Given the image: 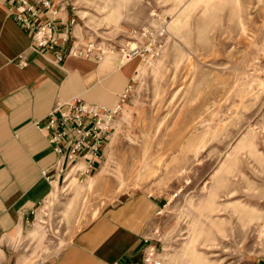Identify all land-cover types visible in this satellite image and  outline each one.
I'll use <instances>...</instances> for the list:
<instances>
[{
	"label": "rangeland",
	"instance_id": "obj_1",
	"mask_svg": "<svg viewBox=\"0 0 264 264\" xmlns=\"http://www.w3.org/2000/svg\"><path fill=\"white\" fill-rule=\"evenodd\" d=\"M65 4L75 18L74 47L91 42L96 49L92 58L71 57L94 61L104 74L114 70L105 83L115 76L111 86L119 92L102 124L100 163L83 181L73 174L60 181L73 197L66 234L141 190L163 198L148 231L160 264H202L194 262L195 248L211 264L260 263L264 0ZM142 27L148 33L135 37L133 29ZM137 42L142 55H122L121 47Z\"/></svg>",
	"mask_w": 264,
	"mask_h": 264
},
{
	"label": "crops",
	"instance_id": "obj_2",
	"mask_svg": "<svg viewBox=\"0 0 264 264\" xmlns=\"http://www.w3.org/2000/svg\"><path fill=\"white\" fill-rule=\"evenodd\" d=\"M62 6L56 34L73 32L69 8L65 2ZM31 44V35L13 17L7 1L0 0V264L138 261L143 248L152 244L148 231L163 198L141 190L128 193L66 234V228L73 226L70 214L64 218L72 210L73 197L60 189L54 153L36 125L58 102L75 96L110 108L119 92L111 86L115 76L109 84L105 80L114 70L104 74L94 61L71 57L69 42L62 44L61 61L52 53L31 50ZM20 56L24 64L19 63ZM50 226L61 227L62 232H48Z\"/></svg>",
	"mask_w": 264,
	"mask_h": 264
},
{
	"label": "built area",
	"instance_id": "obj_3",
	"mask_svg": "<svg viewBox=\"0 0 264 264\" xmlns=\"http://www.w3.org/2000/svg\"><path fill=\"white\" fill-rule=\"evenodd\" d=\"M13 17L21 27L31 35V50L54 54L57 61L65 57L63 43L68 44L67 54L72 51L84 57H95V47L91 42L74 47L71 29L59 30L58 12L63 8L65 0H6ZM35 19L37 21H35ZM68 23L73 27L75 18L70 17ZM148 27L133 29V35L142 37L148 33ZM144 47L141 43L133 47H121L125 57L142 55ZM24 64V58L19 57ZM115 109L95 104H88L75 96L71 100L58 102L43 121L36 123L42 129L54 153L53 169L55 175L64 182L71 173L78 181H83L100 163L102 149L105 144V130L102 124L111 119ZM43 174L51 180L46 171ZM125 264H160V258L154 244H147L138 261Z\"/></svg>",
	"mask_w": 264,
	"mask_h": 264
},
{
	"label": "bare ground",
	"instance_id": "obj_4",
	"mask_svg": "<svg viewBox=\"0 0 264 264\" xmlns=\"http://www.w3.org/2000/svg\"><path fill=\"white\" fill-rule=\"evenodd\" d=\"M149 131H151V129H149ZM147 145V142H144V147ZM74 171V170H72ZM71 173L66 177V179L72 174ZM65 179V180H66ZM203 244V243H202ZM194 248V247H193ZM193 253V257H194V262H203L202 264H211L213 261L209 260L207 257V254L205 252H200L197 250V248H195L194 250H192ZM201 257V258H200ZM192 260V259H191ZM190 261V260H189Z\"/></svg>",
	"mask_w": 264,
	"mask_h": 264
}]
</instances>
